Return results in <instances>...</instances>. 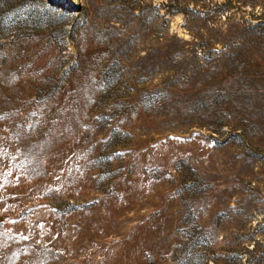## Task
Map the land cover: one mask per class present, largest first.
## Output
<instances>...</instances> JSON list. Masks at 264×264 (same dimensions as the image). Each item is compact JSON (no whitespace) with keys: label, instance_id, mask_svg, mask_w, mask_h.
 Masks as SVG:
<instances>
[{"label":"rangeland","instance_id":"rangeland-1","mask_svg":"<svg viewBox=\"0 0 264 264\" xmlns=\"http://www.w3.org/2000/svg\"><path fill=\"white\" fill-rule=\"evenodd\" d=\"M0 264H264V0H0Z\"/></svg>","mask_w":264,"mask_h":264}]
</instances>
